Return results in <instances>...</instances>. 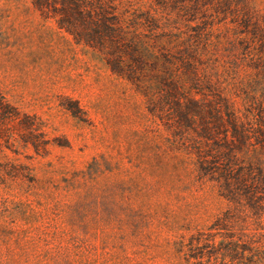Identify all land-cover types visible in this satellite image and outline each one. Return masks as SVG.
<instances>
[{"label": "rangeland", "instance_id": "rangeland-1", "mask_svg": "<svg viewBox=\"0 0 264 264\" xmlns=\"http://www.w3.org/2000/svg\"><path fill=\"white\" fill-rule=\"evenodd\" d=\"M0 88L48 140L0 148V264H188L227 203L100 51L32 0H0Z\"/></svg>", "mask_w": 264, "mask_h": 264}, {"label": "trees", "instance_id": "trees-1", "mask_svg": "<svg viewBox=\"0 0 264 264\" xmlns=\"http://www.w3.org/2000/svg\"><path fill=\"white\" fill-rule=\"evenodd\" d=\"M32 1L100 51L195 155L199 176L216 182L227 205L191 237L188 264H264V14L248 0ZM39 129L0 88V148L18 152L22 140L42 152ZM13 166L26 176L25 165Z\"/></svg>", "mask_w": 264, "mask_h": 264}]
</instances>
